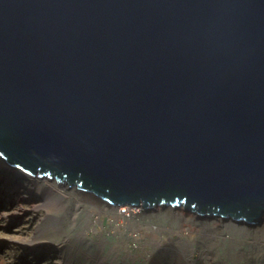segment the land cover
<instances>
[{
  "label": "water",
  "instance_id": "water-1",
  "mask_svg": "<svg viewBox=\"0 0 264 264\" xmlns=\"http://www.w3.org/2000/svg\"><path fill=\"white\" fill-rule=\"evenodd\" d=\"M0 157L109 205L260 222L264 0H0Z\"/></svg>",
  "mask_w": 264,
  "mask_h": 264
},
{
  "label": "rangeland",
  "instance_id": "rangeland-1",
  "mask_svg": "<svg viewBox=\"0 0 264 264\" xmlns=\"http://www.w3.org/2000/svg\"><path fill=\"white\" fill-rule=\"evenodd\" d=\"M11 187V197L0 201V264H264L261 219L234 222L184 206H110L84 199L74 186L60 187L63 197L52 217L28 207L13 218L17 204L39 200L32 198L36 190L25 197L24 189L15 195Z\"/></svg>",
  "mask_w": 264,
  "mask_h": 264
},
{
  "label": "bare ground",
  "instance_id": "bare-ground-1",
  "mask_svg": "<svg viewBox=\"0 0 264 264\" xmlns=\"http://www.w3.org/2000/svg\"><path fill=\"white\" fill-rule=\"evenodd\" d=\"M18 169L12 165H10L4 158L0 159V171H1V175H0V196L2 195V200H0L1 202L6 199L7 197H11V193L9 191V188H12L11 186H15L16 188L13 189L15 195H17L16 193H18V191L20 192L22 189L23 192L25 193V197H28L30 195V193L33 191L36 192L37 197H32L34 199V201L36 202L37 200H39V202L37 203H32L30 206H26L23 203H19L16 205L12 215L13 218L18 217V215H22L27 211V208H31L33 212H41L43 214V217H52V213L53 211H55L53 209V206H55L56 204H58L61 200V198L63 197V192H62V188H60L61 186H65L66 188L70 189L72 187H70L69 182H58V180H56L53 177V180H56L55 182L57 183H52L49 184V180H51L52 177H49L48 174L47 175H41L39 177L42 178V180H40L41 178H37V177H33L31 175H28L29 173H27L25 170L21 169L20 171H17L15 169ZM24 171V172H23ZM14 174V177L11 178H6V179H2L5 176L2 174ZM39 175V173L37 174ZM15 179H18L17 181ZM44 181L46 183H44ZM32 185L35 184L36 186L40 187V191L38 190L37 187H34L35 190L31 188V186L25 187L26 185ZM70 187V188H69ZM74 187H77L76 185ZM78 189V188H77ZM81 195H83L84 199L86 200H91V201H95L98 202L99 201V197L97 195H94L93 193H89V192H83L80 190ZM109 205V204H108ZM111 206V205H110ZM121 206H125V208L128 205H121ZM158 207V206H157ZM165 208V207H164ZM120 210H122V208H119ZM151 209V208H150ZM58 213V212H55ZM224 217V216H222ZM225 218V217H224ZM232 219V218H230ZM261 220L262 222L260 223V226L263 228L264 230V213L261 214ZM237 222V221H234ZM263 225V226H262Z\"/></svg>",
  "mask_w": 264,
  "mask_h": 264
},
{
  "label": "built area",
  "instance_id": "built-area-1",
  "mask_svg": "<svg viewBox=\"0 0 264 264\" xmlns=\"http://www.w3.org/2000/svg\"><path fill=\"white\" fill-rule=\"evenodd\" d=\"M132 247H133V248H137V244H134Z\"/></svg>",
  "mask_w": 264,
  "mask_h": 264
}]
</instances>
